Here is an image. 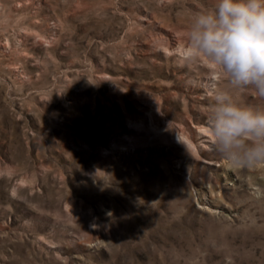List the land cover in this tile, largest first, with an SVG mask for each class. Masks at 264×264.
Wrapping results in <instances>:
<instances>
[{"label": "rangeland", "instance_id": "obj_1", "mask_svg": "<svg viewBox=\"0 0 264 264\" xmlns=\"http://www.w3.org/2000/svg\"><path fill=\"white\" fill-rule=\"evenodd\" d=\"M214 3L0 0V264H264V166L216 152L185 59Z\"/></svg>", "mask_w": 264, "mask_h": 264}, {"label": "clouds", "instance_id": "obj_2", "mask_svg": "<svg viewBox=\"0 0 264 264\" xmlns=\"http://www.w3.org/2000/svg\"><path fill=\"white\" fill-rule=\"evenodd\" d=\"M183 39L185 59L204 58L213 70L208 124L216 152L231 168L264 166V104L235 100L245 89L264 100V0H215L191 17Z\"/></svg>", "mask_w": 264, "mask_h": 264}, {"label": "bare ground", "instance_id": "obj_3", "mask_svg": "<svg viewBox=\"0 0 264 264\" xmlns=\"http://www.w3.org/2000/svg\"><path fill=\"white\" fill-rule=\"evenodd\" d=\"M217 81V77L215 78V82ZM207 82L210 84L213 82V76H211V78L207 79ZM207 131V130H206ZM209 135H210V142H212V137H211V133L208 132ZM188 143L193 147V148H196V145L193 143V141L189 140ZM213 145V144H212Z\"/></svg>", "mask_w": 264, "mask_h": 264}]
</instances>
